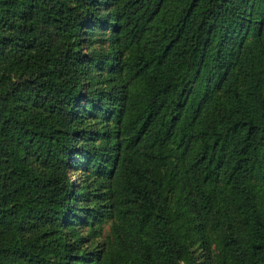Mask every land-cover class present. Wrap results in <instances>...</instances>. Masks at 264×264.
Returning a JSON list of instances; mask_svg holds the SVG:
<instances>
[{
  "label": "trees",
  "instance_id": "1",
  "mask_svg": "<svg viewBox=\"0 0 264 264\" xmlns=\"http://www.w3.org/2000/svg\"><path fill=\"white\" fill-rule=\"evenodd\" d=\"M97 133L136 264H195L192 233L206 264H264V0H0V264L86 262L71 168Z\"/></svg>",
  "mask_w": 264,
  "mask_h": 264
},
{
  "label": "rangeland",
  "instance_id": "2",
  "mask_svg": "<svg viewBox=\"0 0 264 264\" xmlns=\"http://www.w3.org/2000/svg\"><path fill=\"white\" fill-rule=\"evenodd\" d=\"M252 4L248 5L250 7ZM97 37V36H96ZM98 38V37H97ZM93 38L92 40L87 41L86 50L93 49L94 47H99L102 43V40ZM44 114V113H43ZM49 117V116H48ZM51 118V117H50ZM91 119H95L91 117ZM97 120V119H95ZM95 120H89L86 128H95L97 130L100 127V123ZM92 143L97 142L101 144L99 146L100 150V159L94 164H88L86 159H82L81 162L72 163L71 174L73 180L78 187L81 195L80 202L78 206L82 207V214L80 219L76 222V225H72L71 234H73V240L77 241L76 246H79V251L86 254V258L83 261V264L88 263L92 264L97 256H105L108 254V257H112L111 261L115 260L118 257L119 261H125L126 264H136L132 257L126 256L124 251H121L115 242L113 236V225L114 219L111 216L110 202L107 199V190H108V181L107 176L103 172L104 168L110 163V153L111 143L109 145V138L104 139L103 133L90 134ZM76 160H80V157H75ZM33 164L36 166V169L41 172H49L52 168V163L54 167V162L51 158L44 159L38 155H32ZM173 173L174 176L180 178L178 170L175 166H169L163 169V175L166 179H172ZM180 195L176 196L181 202L185 197V192L182 190V187H179ZM48 224H45L46 226ZM54 227L53 225L50 226ZM193 237L189 240L190 249L194 252L195 255V264H206L208 256L216 258V255L220 253V250L217 248L216 243L213 241L210 248L207 249L206 245L198 239V234H193ZM78 236V237H77ZM123 255V258H122ZM182 264H185L183 261Z\"/></svg>",
  "mask_w": 264,
  "mask_h": 264
}]
</instances>
